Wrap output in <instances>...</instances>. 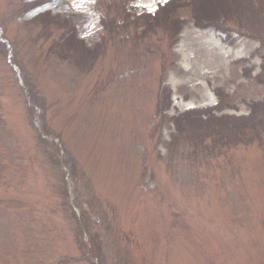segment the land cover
<instances>
[{"label": "rangeland", "instance_id": "rangeland-1", "mask_svg": "<svg viewBox=\"0 0 264 264\" xmlns=\"http://www.w3.org/2000/svg\"><path fill=\"white\" fill-rule=\"evenodd\" d=\"M73 1L0 0V264H264V0Z\"/></svg>", "mask_w": 264, "mask_h": 264}, {"label": "bare ground", "instance_id": "bare-ground-1", "mask_svg": "<svg viewBox=\"0 0 264 264\" xmlns=\"http://www.w3.org/2000/svg\"><path fill=\"white\" fill-rule=\"evenodd\" d=\"M72 5H73V7L75 8L76 11H79V9H78L79 3L77 1H73Z\"/></svg>", "mask_w": 264, "mask_h": 264}]
</instances>
